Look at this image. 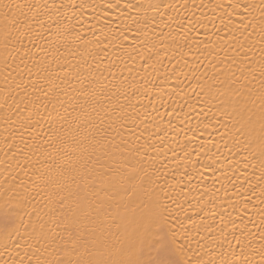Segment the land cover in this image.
<instances>
[{
	"label": "snow or ice",
	"instance_id": "6c2138e0",
	"mask_svg": "<svg viewBox=\"0 0 264 264\" xmlns=\"http://www.w3.org/2000/svg\"><path fill=\"white\" fill-rule=\"evenodd\" d=\"M0 264H264V0H0Z\"/></svg>",
	"mask_w": 264,
	"mask_h": 264
}]
</instances>
